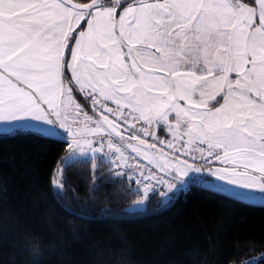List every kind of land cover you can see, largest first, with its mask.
Returning a JSON list of instances; mask_svg holds the SVG:
<instances>
[{
  "label": "snow or ice",
  "instance_id": "obj_1",
  "mask_svg": "<svg viewBox=\"0 0 264 264\" xmlns=\"http://www.w3.org/2000/svg\"><path fill=\"white\" fill-rule=\"evenodd\" d=\"M21 133L69 150L58 202L89 164L93 202L106 177L135 214L264 202V0H0V136Z\"/></svg>",
  "mask_w": 264,
  "mask_h": 264
},
{
  "label": "trees",
  "instance_id": "obj_2",
  "mask_svg": "<svg viewBox=\"0 0 264 264\" xmlns=\"http://www.w3.org/2000/svg\"><path fill=\"white\" fill-rule=\"evenodd\" d=\"M68 151L54 137L0 136V264H264V203L193 188L135 214L106 177L93 202L91 164L68 170L75 191L58 202L50 177Z\"/></svg>",
  "mask_w": 264,
  "mask_h": 264
},
{
  "label": "rangeland",
  "instance_id": "obj_3",
  "mask_svg": "<svg viewBox=\"0 0 264 264\" xmlns=\"http://www.w3.org/2000/svg\"><path fill=\"white\" fill-rule=\"evenodd\" d=\"M54 138H58V139H60L59 137H54ZM67 155H68V154H67ZM67 155H66V156H67ZM60 167H61V165L58 166V168H60ZM58 168H57V169H58ZM252 202L261 203L262 201L257 200V201H252ZM262 203H264V202H262ZM129 210H131V209H129ZM259 259H260V256H257V257H251V258H248V259H246V260H244V261H242V262H240V263H232V264H244L245 261L250 262V264H255V263H257V262L259 261Z\"/></svg>",
  "mask_w": 264,
  "mask_h": 264
},
{
  "label": "bare ground",
  "instance_id": "obj_4",
  "mask_svg": "<svg viewBox=\"0 0 264 264\" xmlns=\"http://www.w3.org/2000/svg\"><path fill=\"white\" fill-rule=\"evenodd\" d=\"M262 204V203H261Z\"/></svg>",
  "mask_w": 264,
  "mask_h": 264
},
{
  "label": "water",
  "instance_id": "obj_5",
  "mask_svg": "<svg viewBox=\"0 0 264 264\" xmlns=\"http://www.w3.org/2000/svg\"><path fill=\"white\" fill-rule=\"evenodd\" d=\"M262 203V202H261Z\"/></svg>",
  "mask_w": 264,
  "mask_h": 264
}]
</instances>
